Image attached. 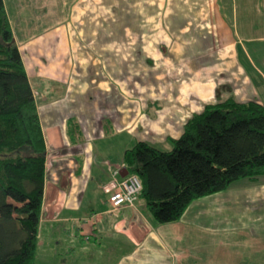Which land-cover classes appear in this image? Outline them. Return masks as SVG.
I'll use <instances>...</instances> for the list:
<instances>
[{"label":"crops","instance_id":"crops-1","mask_svg":"<svg viewBox=\"0 0 264 264\" xmlns=\"http://www.w3.org/2000/svg\"><path fill=\"white\" fill-rule=\"evenodd\" d=\"M4 3L47 150L34 264H264V180L163 225L141 198L114 209L105 189L127 175L126 150L173 147L205 106L264 105V71L244 46L264 39V0Z\"/></svg>","mask_w":264,"mask_h":264},{"label":"trees","instance_id":"trees-1","mask_svg":"<svg viewBox=\"0 0 264 264\" xmlns=\"http://www.w3.org/2000/svg\"><path fill=\"white\" fill-rule=\"evenodd\" d=\"M171 151L137 142L124 154L157 224L181 220L197 199L264 180V105L228 98L205 106ZM47 150L32 85L0 0V264H34Z\"/></svg>","mask_w":264,"mask_h":264},{"label":"built area","instance_id":"built-area-1","mask_svg":"<svg viewBox=\"0 0 264 264\" xmlns=\"http://www.w3.org/2000/svg\"><path fill=\"white\" fill-rule=\"evenodd\" d=\"M119 172L115 171L113 176H118ZM110 194L109 201L114 209L122 207L134 206L140 197L143 189V184L140 178L136 175H126L121 180L116 181L105 188Z\"/></svg>","mask_w":264,"mask_h":264},{"label":"rangeland","instance_id":"rangeland-1","mask_svg":"<svg viewBox=\"0 0 264 264\" xmlns=\"http://www.w3.org/2000/svg\"><path fill=\"white\" fill-rule=\"evenodd\" d=\"M244 46L246 47V49H248V52H249V54H250V56H251V58H252V60L254 61V63L257 65V66H259V68L261 69V70H263L264 71V39L263 40H259V41H253V42H251V43H248V42H245L244 43ZM240 61H241V65L243 66V64H244V66H245V63H244V61H242V58H241V55H240ZM246 68V70H248V72H249V68L246 66L245 67ZM120 70L121 69H116V73L117 74H120L119 72H120ZM146 69L144 68V67H136V68H133V72H134V74H140V72L142 73V72H144ZM189 70L190 71H192V72H195V69L193 68V67H190L189 68ZM251 74V73H250ZM131 79V78H130ZM129 79V80H130ZM252 79H253V77H252ZM255 79H253V81H254ZM255 83H256V81H254ZM257 83H258V85H257ZM257 83H256V88H258V90L261 92V94H263L264 95V89H262V87L260 86V82H258L257 81ZM128 84H129V82H128ZM132 88H133V90H134V93H136V91H139L140 90V88L138 87V85L137 84H135V81H132ZM119 102V101H118ZM173 149V147L171 146V147H169V148H164V147H162V148H160L159 150H162V151H170V150H172Z\"/></svg>","mask_w":264,"mask_h":264}]
</instances>
